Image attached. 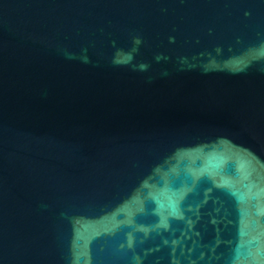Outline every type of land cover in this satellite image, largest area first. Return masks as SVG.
<instances>
[{"label": "water", "instance_id": "1", "mask_svg": "<svg viewBox=\"0 0 264 264\" xmlns=\"http://www.w3.org/2000/svg\"><path fill=\"white\" fill-rule=\"evenodd\" d=\"M0 264H264V0H0Z\"/></svg>", "mask_w": 264, "mask_h": 264}]
</instances>
